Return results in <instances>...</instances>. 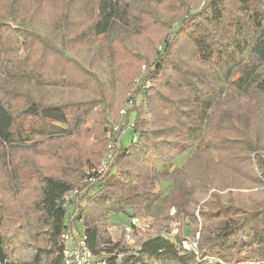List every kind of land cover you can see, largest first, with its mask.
<instances>
[{
	"label": "trees",
	"instance_id": "obj_1",
	"mask_svg": "<svg viewBox=\"0 0 264 264\" xmlns=\"http://www.w3.org/2000/svg\"><path fill=\"white\" fill-rule=\"evenodd\" d=\"M58 12L52 19L58 34H50L58 35L60 56L71 61L69 86L94 96L49 102L11 86L2 78L8 72L39 82L55 67L36 60L32 47L22 57L4 50L9 27L0 18V142H20L10 150L9 165L0 158V222H21L35 250L33 260L18 264H64L62 236L73 225L89 250L110 264H264V0H64ZM116 25L134 34L144 54L122 40L108 43ZM42 46L52 50L46 39ZM90 51L113 60L122 91L118 106L81 62ZM248 51L234 89L217 99V72L227 73L229 54ZM144 57L148 67L128 111L125 126L132 135L125 145L117 141L119 132L108 134L112 122L121 121L119 105L126 106L123 86L141 74ZM203 125L205 137L195 145L192 136ZM48 133V142L34 140ZM191 150L182 166L174 165ZM163 182L171 184L166 194ZM155 202L159 211L145 237L133 245L112 241V218L130 225L145 219ZM173 224L179 225L171 237ZM189 227L192 238L185 233ZM0 264H9L1 230Z\"/></svg>",
	"mask_w": 264,
	"mask_h": 264
},
{
	"label": "rangeland",
	"instance_id": "obj_2",
	"mask_svg": "<svg viewBox=\"0 0 264 264\" xmlns=\"http://www.w3.org/2000/svg\"><path fill=\"white\" fill-rule=\"evenodd\" d=\"M78 1L80 0H77V2ZM84 1L87 5L93 4V0ZM134 1L146 5L151 0ZM63 2L64 0H47V2L44 4V0H0V18H3L6 21L5 23L7 24V27H9L4 30V35L6 37L4 39L5 42L2 44L4 50H14L20 57H22L24 53L27 54L26 49L32 47V50L35 53L36 60H39L42 57L41 61H52L53 66L55 67V74L51 75V78L47 75L41 74V76H39V82L34 80L32 77L17 78L15 76L9 75V72L3 75L2 78L11 86H18L20 88L29 90L33 93V95L44 97L49 102H56L71 95L81 97L86 95L94 96L95 94V92L90 89H77L69 86L70 78L68 77V73L70 71L71 61H69V59L66 57L60 56L62 55V51L64 50V45L61 44L58 35L52 36V34H50L53 32L58 34V32H56L53 27L52 19L54 16H56V14L59 13V5H61V3L63 4ZM49 3L52 6L50 9L48 8ZM46 13H48V15H46ZM10 17L15 18L16 20ZM18 20H22L25 23L23 25H19ZM133 37L134 34L131 31L123 28L120 25H116L107 36L109 44L117 40H122L129 47L136 49L138 53L144 54V51L141 49L140 45H136L134 43ZM44 39L51 42L52 50L50 51V53L44 51L45 48L42 46V41ZM23 43H27L26 46L23 45ZM66 47V52L69 54V48L68 46ZM161 49L162 47L159 48L160 51ZM44 54H49L50 56H45ZM82 56L83 60H81V62H84L87 67H89L96 75L101 78V80L105 83L108 90L112 94L113 100H115V106H118L122 98V91L119 90L121 84L117 79L116 72L114 71V62L111 57L105 55H94L93 51L85 53ZM250 57L251 53L249 51L243 54L228 55L226 65L227 73L217 72V80L222 88L221 97L217 99H224L225 96L227 94H230V92L234 89L232 80L234 78L236 70L238 67H241L245 62H247ZM89 62H93V64L90 65ZM139 62L142 68L141 74L133 79L130 87L125 88L123 86V89H127V91L125 92V98L123 99L124 103H126V106L120 107L119 105L118 109V117L119 119L121 117V121L119 123L112 122V124L110 125L111 129L108 134L110 137L111 133L114 132L117 136L119 132L117 141L120 142L123 140L125 142V145L130 144V137L132 135V130H126L127 124L125 126V123H127L128 111L134 106L133 101L135 93L141 87L142 76L146 73L148 67L145 62V57L144 59L141 58ZM150 86L151 82L147 81L145 87L148 88ZM206 131V125H203L202 129L197 131L192 136V140L195 145L201 143V141L205 137ZM50 137L51 134L48 133L45 135H39L34 138V140L37 142L46 143L48 142ZM96 137V134L93 133L91 136V140L96 141ZM16 142L17 144L12 145L13 147L18 146V143H20L19 141ZM12 146L4 145L0 142V158L4 159L3 161L7 165L10 164V150ZM23 147L27 148L28 146L24 145ZM191 152L193 151L191 150L189 152L178 155L176 157L174 165L177 167L182 166ZM159 167H161V165H159ZM13 185H15L14 181L13 184L11 183V187L15 190L14 192L16 197H18L20 191H18L17 188L15 189ZM170 186V182H163L161 184L164 194L169 191ZM15 200L16 199L13 198V202ZM158 211V204H156L155 202L148 208L146 218H139L137 226L140 230H138L139 232L135 236V243L137 237L138 239L145 237L146 232L148 233L152 230L150 228V225L153 223L154 216L158 213ZM110 221L111 226H109V232L111 234L112 241L116 243L122 239V243L128 245L126 242V240H128V235L124 231L125 227L128 225L127 219L123 217H117L112 218ZM176 225L179 224H173L171 226V237L178 231ZM0 230L2 231L6 239V247L9 252V264H18L21 262L33 260L35 254L33 243L29 239L27 231L25 227L22 226L21 222L10 219L1 220ZM166 231L167 228H163V233H165ZM185 233L188 237L192 238L191 227L186 228ZM66 244L67 248H74V243L72 241H67ZM129 245H133V243ZM148 261L150 262V264H176L174 262L158 261L155 259H149Z\"/></svg>",
	"mask_w": 264,
	"mask_h": 264
},
{
	"label": "built area",
	"instance_id": "obj_3",
	"mask_svg": "<svg viewBox=\"0 0 264 264\" xmlns=\"http://www.w3.org/2000/svg\"><path fill=\"white\" fill-rule=\"evenodd\" d=\"M133 141H137V137H133ZM73 195H68L65 198L66 203L72 198ZM138 218L132 219L130 225L125 227V233L128 235L127 244L135 243V236L138 233L137 228ZM134 235V239H133ZM65 242L72 241L74 248H67L64 252V264H110L108 259L96 257L87 247V238L83 232L77 229L74 225L69 227L62 236ZM129 242V243H128ZM184 247L189 249L187 243H184ZM193 249L197 248V243L194 242L192 245Z\"/></svg>",
	"mask_w": 264,
	"mask_h": 264
}]
</instances>
